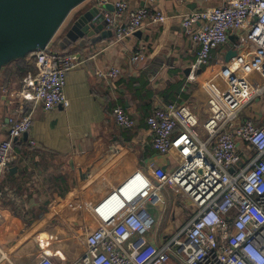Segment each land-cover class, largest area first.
I'll return each mask as SVG.
<instances>
[{"label":"built area","instance_id":"2783aa9c","mask_svg":"<svg viewBox=\"0 0 264 264\" xmlns=\"http://www.w3.org/2000/svg\"><path fill=\"white\" fill-rule=\"evenodd\" d=\"M92 1L97 8L107 5V0ZM112 7V12L101 15L115 42L168 19L146 7L126 14L125 0ZM180 21L187 30L198 24L190 34L197 46L190 79L230 35H236L238 50L250 56L225 63L219 74L223 88L209 83V112L201 125L184 104H163L145 118L152 149L161 155L174 151L177 166L170 172L151 166V178L131 175L116 189L115 200L92 209V225L83 228L84 251L73 264H264V116H259L260 123L241 116L248 105L264 98V0H225L220 7L188 12ZM50 44L29 55L36 72L23 78L18 92L22 102L39 103L45 111L69 106L66 75L84 63L79 55L53 51ZM144 51L141 47L130 61H143ZM118 75L116 68L97 72L109 80ZM112 115L121 129L135 126L120 106ZM31 126L29 114L10 120L7 137L0 142V177L15 159L14 141ZM96 149L111 155L119 152L115 144H99ZM165 187L184 198L193 211L185 225L158 241L153 234L156 220L145 205L157 203V193ZM33 264L54 263L42 256Z\"/></svg>","mask_w":264,"mask_h":264},{"label":"crops","instance_id":"0c3cea01","mask_svg":"<svg viewBox=\"0 0 264 264\" xmlns=\"http://www.w3.org/2000/svg\"><path fill=\"white\" fill-rule=\"evenodd\" d=\"M117 1L107 0L102 8L92 0L83 2L68 15L67 29L50 42L53 51L76 54L84 61L66 75L67 108L45 111L41 104L24 103L19 98L23 78L36 72L29 55L0 67V142L7 137L10 120L26 114L32 120L26 136L14 141L15 159L0 177V264H33L42 256L50 257L54 264L77 262L85 248L83 228L93 222L92 209L115 200L116 189L131 175L151 178V166L165 172L177 166L174 151L161 155L152 149L145 118L156 107L176 103L189 106L201 125L209 112V83L223 88L219 74L227 53L235 51L241 61L250 56L248 51L238 50L236 35H230L226 44L211 50L209 64L197 69L194 79L189 78L197 52L190 34L198 24L187 30L181 26V17L220 7L225 0H186L184 4L177 0H125L126 14L146 7L161 11L168 19L121 42L114 41L104 22V32L111 35L97 44L87 38L70 45L63 42L76 14L92 7L101 14L112 12ZM141 47L144 60L132 63V54ZM108 68L119 70L116 79L97 76ZM115 106L134 119L133 128L124 130L116 125ZM241 116L260 123L264 98L248 105ZM99 144H115L118 155L99 152ZM162 191L157 193V203L145 205L171 211L172 223H167L166 230L161 226L167 214L160 221L155 219L158 227L153 234L158 241L169 237L170 230L174 234L185 217Z\"/></svg>","mask_w":264,"mask_h":264},{"label":"water","instance_id":"95a60500","mask_svg":"<svg viewBox=\"0 0 264 264\" xmlns=\"http://www.w3.org/2000/svg\"><path fill=\"white\" fill-rule=\"evenodd\" d=\"M85 1L0 0V67L44 49L70 12ZM103 28L101 13L92 7L72 18L63 42L70 45L76 41L84 42L87 38L91 44H97L106 35H111L109 31L104 32ZM59 46L65 48L61 44ZM235 56V51H229L225 62Z\"/></svg>","mask_w":264,"mask_h":264},{"label":"rangeland","instance_id":"374dc122","mask_svg":"<svg viewBox=\"0 0 264 264\" xmlns=\"http://www.w3.org/2000/svg\"><path fill=\"white\" fill-rule=\"evenodd\" d=\"M68 21L69 20H66L64 23H63V25L61 26V28L59 29V31L57 32V34H56V36L55 37H57L59 34H61V32H63L64 30H66L67 29V25H68ZM55 37L52 39V41L53 40H55ZM54 42V41H53ZM52 42V43H53ZM50 48H52V47H50ZM165 190L164 191H162L163 192V194H164V196L165 197H167V195H168V197L170 198V199H173V203H174V205H175V208L177 209V212L179 211L180 213L182 212V211H184L185 212V217H184V220L181 222V225L183 226V225H185V223L187 222V220H188V214H190L192 211H193V206L191 205V204H189L184 198H182V197H180V198H182V199H180V198H175V194L173 193V191L172 190H170L169 188H167V187H165L164 188ZM147 210L149 211V213H151L153 216H154V218L156 219V220H159L160 218H162L163 217V214L164 213H166L167 214V216L165 215V218H164V220H166L165 222H163V224H162V228L163 229H165L166 230V228H167V223H172L171 222V211L169 210V209H166L165 208V210L163 211V209H162V206H159V205H157V206H152V205H150V204H148L147 205ZM178 214V213H177ZM160 221V220H159ZM181 226V227H182ZM157 227H158V225L156 226V224L154 225V227H153V229H157ZM171 234H172V230H170L169 231V233H168V236H171Z\"/></svg>","mask_w":264,"mask_h":264},{"label":"trees","instance_id":"16d2710c","mask_svg":"<svg viewBox=\"0 0 264 264\" xmlns=\"http://www.w3.org/2000/svg\"><path fill=\"white\" fill-rule=\"evenodd\" d=\"M50 45L53 46V43H51ZM66 53H68V52H66ZM69 54H72V53H69Z\"/></svg>","mask_w":264,"mask_h":264}]
</instances>
